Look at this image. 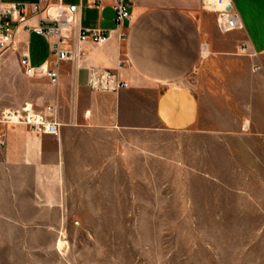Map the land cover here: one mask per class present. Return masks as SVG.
Masks as SVG:
<instances>
[{
    "label": "rangeland",
    "instance_id": "obj_1",
    "mask_svg": "<svg viewBox=\"0 0 264 264\" xmlns=\"http://www.w3.org/2000/svg\"><path fill=\"white\" fill-rule=\"evenodd\" d=\"M229 68L243 64L202 62L197 127L118 129L64 201L8 212L21 217L0 220V264H264V97L226 90ZM22 71L8 68L9 97L43 104Z\"/></svg>",
    "mask_w": 264,
    "mask_h": 264
},
{
    "label": "crops",
    "instance_id": "obj_2",
    "mask_svg": "<svg viewBox=\"0 0 264 264\" xmlns=\"http://www.w3.org/2000/svg\"><path fill=\"white\" fill-rule=\"evenodd\" d=\"M63 1H81L84 6L76 15L78 26L104 30L110 38L100 45L79 43L74 30L70 40L74 57L59 62L51 51L53 40L24 28L35 25L37 18L14 26L13 46L0 53V114L24 104L36 112L51 105L61 128L55 136L23 124L0 122L4 142L0 145V220L21 217L8 212L21 210L22 204L37 211L39 203L53 209L64 201V195L74 192L71 189L77 187V180L95 177L96 147L101 149L118 129L181 132L197 127L206 93L200 86L202 62H241L239 73L234 68L224 71L225 89L252 90L258 93L260 105L263 101L264 0H231L241 28L222 36L217 32L216 15L203 8L202 0H129L124 39L115 30L113 0ZM92 1L97 5L87 7ZM23 54L28 55L31 67H47L58 74L57 85L41 75L34 78L47 89L41 105L9 97L12 77L8 68L23 77ZM91 68L116 71L129 87L116 93L92 92L87 86ZM33 224L37 222L14 223Z\"/></svg>",
    "mask_w": 264,
    "mask_h": 264
},
{
    "label": "built area",
    "instance_id": "obj_3",
    "mask_svg": "<svg viewBox=\"0 0 264 264\" xmlns=\"http://www.w3.org/2000/svg\"><path fill=\"white\" fill-rule=\"evenodd\" d=\"M206 10L216 15V25L220 33L226 34L241 28L238 14L233 8L231 0H202ZM92 1L87 7H95ZM84 5L66 4L63 0H37L35 3H14L0 1V53L13 46L16 28L27 22L28 19L37 18L35 25L24 28L38 35L53 40L52 54L57 61H68L74 57V49L70 44L74 30L77 32L79 43L103 44L110 38V33L101 29L81 28L77 24V12ZM111 8L114 12L115 30L119 31V38L124 39L122 27L130 18L129 0H113ZM245 52V48H242ZM20 65L29 77L44 76L52 85H57L59 78L54 70L47 67L33 68L29 64V57L23 54ZM87 86L96 93H116L129 87L119 74L113 70L91 68ZM0 121L6 125L23 124L31 130L57 136L60 124L55 116L54 106H47L43 112H35L28 105L18 110H4ZM0 144L3 142L0 140Z\"/></svg>",
    "mask_w": 264,
    "mask_h": 264
},
{
    "label": "bare ground",
    "instance_id": "obj_4",
    "mask_svg": "<svg viewBox=\"0 0 264 264\" xmlns=\"http://www.w3.org/2000/svg\"><path fill=\"white\" fill-rule=\"evenodd\" d=\"M28 107H30V105H28Z\"/></svg>",
    "mask_w": 264,
    "mask_h": 264
}]
</instances>
